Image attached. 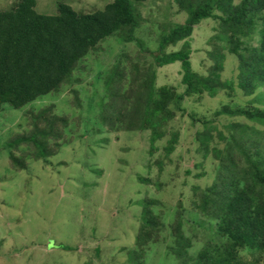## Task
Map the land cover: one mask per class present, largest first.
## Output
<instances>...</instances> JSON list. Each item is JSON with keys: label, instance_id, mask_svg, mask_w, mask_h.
Masks as SVG:
<instances>
[{"label": "trees", "instance_id": "16d2710c", "mask_svg": "<svg viewBox=\"0 0 264 264\" xmlns=\"http://www.w3.org/2000/svg\"><path fill=\"white\" fill-rule=\"evenodd\" d=\"M147 1L114 0L93 13H80L59 2L56 14L48 16L36 12L37 0H18L10 10L0 12V110L10 107L25 113L29 106L59 98L66 90L73 95V105L80 107L77 88L83 86L89 57L97 55L108 41L124 48L136 44L135 54L124 52L107 68L103 94L95 104L89 103L90 127L81 118L77 125L82 128L79 138L87 129L92 137H102L104 148L112 134L139 137L148 158L141 161L146 164V174H137L138 182L148 185L153 182L149 177L154 169L161 174L166 163H172L180 134L171 126L179 113L185 115V98H215L221 92L230 99L238 92L253 97L245 104L223 105L216 112L217 116L244 121L223 126L226 132L212 122H203V130L196 132L202 162L195 168L209 162L215 180L205 191L193 188L194 195L200 192L201 196L192 202L191 213L176 210L174 221L166 223L155 211L159 203L153 197L142 193L141 200L133 204L140 208V222L133 247L124 254V264H165V260L176 264H258L260 259L248 262L240 253L264 254V0H173L177 13L186 18L183 24L163 27L154 51L137 38L142 21L134 3ZM210 20L217 24L216 34L209 40L212 50L207 52L213 64L203 76L192 69L191 39L196 27ZM179 43L180 50L167 52ZM227 62L235 67V76L222 75ZM175 63L180 64V94L170 85L156 84V70ZM91 113L96 114L90 117ZM27 118L29 129L17 134L12 148L18 151L22 146L23 156L47 165L68 139L71 120L57 114L55 104L27 112ZM8 157L13 169H28L23 157L14 153ZM87 163L84 166L94 169L98 177L102 174L97 166ZM158 173L154 186L162 191L164 183ZM185 214L195 225L183 227ZM165 226L170 234L160 240ZM202 234L207 236L205 241ZM156 248H161L160 254ZM95 251L98 258L99 250ZM112 258L116 262L117 254Z\"/></svg>", "mask_w": 264, "mask_h": 264}, {"label": "rangeland", "instance_id": "374dc122", "mask_svg": "<svg viewBox=\"0 0 264 264\" xmlns=\"http://www.w3.org/2000/svg\"><path fill=\"white\" fill-rule=\"evenodd\" d=\"M17 1L0 0V12L10 10ZM113 1L37 0L36 12L53 16L57 12V4L64 2L77 12L93 13L103 10ZM134 7L142 21L137 38L150 51L157 49L164 26L183 24L186 18L185 14L177 13L173 0H149L143 4L134 3ZM216 25L213 20L202 23L196 27L191 39L192 69L203 76L207 75L213 64L207 52L212 50L209 40L216 34ZM181 46L182 43L169 47L167 52L178 51ZM136 50V44L124 48L108 41L102 44V50L97 55L89 57L86 63L89 70L84 74L83 86L77 88L81 97L80 107L73 105V95L66 90L59 98L42 100L29 106L25 113H20L22 109L13 110L10 107L0 110V264H86L87 261H93V264H124L127 262L124 254L129 247H133L140 222V208H134L133 204L141 200L142 193L159 203L155 211L169 223L174 221L176 210L191 213L192 202L198 201L201 196L200 192L194 195V187L205 191L213 184L215 172L209 162L202 168H195L197 163L202 162L197 153L195 135L203 130V122H212L219 130L226 132L223 126L230 125L234 120L244 121L239 117L233 119L216 115L223 105H236V102L245 104L253 99L242 92L231 99L226 98L223 92L215 98L207 95L200 99L185 98L182 105L186 110L185 115L179 113L171 126L180 134L179 146L171 156L172 163H166L161 174L154 169L149 177L153 182L148 185L138 182L137 174H146V164L141 161L148 158L139 137L133 139L112 134L114 137L110 136V143L105 148L101 144L104 143L102 137H92V132L87 129H83L84 137L79 138L82 128H78V119H83L85 125L90 127L87 122L89 103L95 104L99 95L103 94V77L107 68L119 55L124 52L135 54ZM232 67L227 62L222 75L235 76V67ZM180 72L179 63L157 69V86L170 85L179 94L182 93ZM51 104H55L57 114L68 116L71 124L64 146L44 165L41 160L34 161L23 156L22 146L18 151L13 150L12 146L17 134L29 129L27 112L38 111ZM95 114L91 113L90 117ZM191 117L196 121L193 122ZM158 145L161 146L162 142ZM9 153L23 157L28 169H13ZM83 163L97 166L102 174L98 177L94 169ZM186 170H191L192 174L186 175ZM157 173L164 183L162 191H157L154 186ZM203 173L206 175L196 177ZM181 219L184 228L195 225L186 214ZM164 229L160 240L170 234L169 226ZM206 238V235H201L202 240ZM95 250H99L98 258ZM155 251L160 254L161 248ZM116 254L118 260L115 262L112 257ZM240 256L248 262L260 259L258 264H264V254L246 250ZM99 258L102 259L100 263L97 261ZM164 263L176 264L177 261L165 260Z\"/></svg>", "mask_w": 264, "mask_h": 264}]
</instances>
